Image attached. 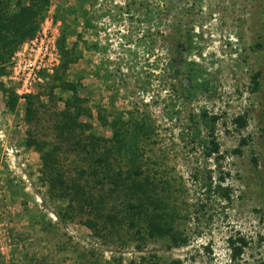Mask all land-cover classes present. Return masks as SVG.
<instances>
[{
    "label": "rangeland",
    "instance_id": "rangeland-1",
    "mask_svg": "<svg viewBox=\"0 0 264 264\" xmlns=\"http://www.w3.org/2000/svg\"><path fill=\"white\" fill-rule=\"evenodd\" d=\"M29 4L1 0L0 9L9 15ZM42 12L32 36L13 29L0 39V264H264V0H49ZM47 28L60 63L21 95L11 78L13 57ZM70 50L77 60L64 71ZM70 83L89 111L79 119L92 126L83 135L112 136L100 116L149 123L140 139L143 162L168 182L174 226L187 244L139 240L127 223L111 229L53 194L41 152L28 139L44 151L60 143L64 103L75 95ZM27 95L35 102L32 121ZM204 112L217 116L212 134ZM243 114L248 122L240 128ZM213 139L220 150L209 156ZM90 164L81 154H61L67 177L106 197L108 186L79 177ZM105 200L103 211L120 216L123 201ZM238 237L249 245L232 260L229 240Z\"/></svg>",
    "mask_w": 264,
    "mask_h": 264
},
{
    "label": "trees",
    "instance_id": "trees-1",
    "mask_svg": "<svg viewBox=\"0 0 264 264\" xmlns=\"http://www.w3.org/2000/svg\"><path fill=\"white\" fill-rule=\"evenodd\" d=\"M29 1V5L9 15H4L0 9V39L6 38L7 33L13 29L25 37L34 34L37 20L49 0ZM64 40L65 37L62 41L64 42ZM15 42L13 39L9 40L10 44ZM8 49L10 56L14 48L9 47ZM72 51H64L61 64L64 71L67 70L69 63L77 60L76 57H72ZM3 60L4 56L0 54V61ZM171 60L172 64L179 65L177 57H173ZM3 71L4 68L0 67V76ZM259 74V72H255L252 76L255 85H258ZM185 78L183 86L187 87V83H190L192 78L191 75ZM65 86L74 89L75 95L64 103L65 108L61 113L63 120L59 125L60 143L52 147L51 150L44 151L38 140L28 139V145H34L41 152L43 173L50 188L53 189V194L58 198L68 199L70 208H78L82 213L86 212L88 215L93 213L97 218L103 219L105 223L111 225V229H116L117 225L121 223H127L128 228L132 229L134 237L139 240L168 237L173 246L187 244L188 238L174 226L176 210L167 196L168 182L147 173L143 162L140 139L148 136V132L151 130L149 123L143 118L131 117L124 121L122 117H117L109 121L106 117L100 116L102 122L112 128V136L104 137L94 133L83 135L82 133L91 129L92 126L88 122L79 121V119L83 115H89V111L83 105V100L77 96L75 85L70 83ZM26 98V119L32 121L36 115L34 97L27 95ZM11 102L13 103V101ZM11 102L10 107L13 108ZM203 115L204 122L212 130L210 132L212 134L217 116L209 117L206 112ZM246 115L243 114L236 118V123L240 128L247 126ZM78 128L82 132L76 136L77 134L74 132ZM210 143L211 148L207 152L209 156L220 150L218 142L214 139ZM244 143L245 140L242 141V144ZM72 152L81 154L85 160L91 161L90 169L80 168L78 174L81 179L87 176L92 177L100 186H108L107 198H120L123 201L120 216L114 209L103 211V208L106 209L104 207L105 196L96 198L95 194L88 191L87 187L79 180L66 176L61 165V154ZM224 195L229 198L227 192H224ZM86 223L97 231L98 224L93 218H89ZM248 245L249 242L245 237L231 238L229 240L231 259H239ZM138 264L159 263L146 261L144 258Z\"/></svg>",
    "mask_w": 264,
    "mask_h": 264
},
{
    "label": "built area",
    "instance_id": "built-area-1",
    "mask_svg": "<svg viewBox=\"0 0 264 264\" xmlns=\"http://www.w3.org/2000/svg\"><path fill=\"white\" fill-rule=\"evenodd\" d=\"M12 76L19 84L17 92L32 94L35 85L44 82L42 73L52 72L60 63V55L51 30L38 32L29 41L24 51H17L13 57Z\"/></svg>",
    "mask_w": 264,
    "mask_h": 264
}]
</instances>
